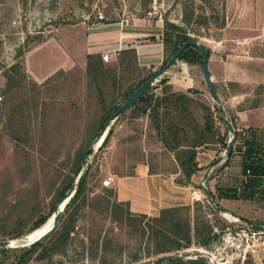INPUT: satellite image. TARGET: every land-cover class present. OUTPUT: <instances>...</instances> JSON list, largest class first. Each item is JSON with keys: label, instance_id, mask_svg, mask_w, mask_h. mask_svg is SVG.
<instances>
[{"label": "rangeland", "instance_id": "374dc122", "mask_svg": "<svg viewBox=\"0 0 264 264\" xmlns=\"http://www.w3.org/2000/svg\"><path fill=\"white\" fill-rule=\"evenodd\" d=\"M151 1L0 0V240L9 239L13 246L0 251V264H134L133 257L144 262L162 256H166L162 264H180L168 257L174 254L181 255L182 260L202 255L207 264H264V230L253 231L247 222L222 209L223 215L215 212L203 192L202 180L204 187L210 188L202 173L193 182L182 173L176 176L173 181L185 186H180L179 192L170 186L168 203L189 206L191 215L197 202L203 206L201 212L214 211L207 216L215 225L217 236L207 246L192 244L186 249L153 254L146 228L152 224V215L112 222L108 216L94 214L87 208L80 213L66 245H60L59 233H53L31 254L25 250L30 246H20L46 232L51 227L52 214L44 222L51 219L48 229H43L42 224L27 234L10 238L18 231L29 230L40 213L48 212L56 193L76 180L75 156L78 150L89 149L93 144L100 131L98 121L104 106L107 108L115 99L120 102L126 88L160 69L172 53V44H166L160 61L152 53L146 61L136 59L130 68H124L116 59L104 62L115 70V79L107 77L101 99L99 89L87 77L86 61L60 68L65 53L72 49L71 42L102 24L100 20L120 26L133 18L158 21L163 33L165 26L172 23L178 31L208 48L212 80L226 118L238 132L234 143L243 141L233 96L242 98L238 107L243 105V91L249 94L248 103L264 97V0H157L160 16L147 17ZM167 32L174 40L177 31L168 28ZM142 39L157 41L149 35ZM17 61L25 72V80L14 90L8 109L16 118L15 126L6 129L7 110L1 108L7 83L4 71ZM161 78L163 81H157L149 90L160 94L166 87L168 91L188 94L192 98V121L202 128L208 120L205 107L212 111V130L207 129L206 134L213 132L220 137L197 148L211 150L213 159L207 163L210 165L225 153L231 134L219 118L221 114L206 87L199 63L176 58ZM192 124L187 123L186 127L191 136H196ZM111 126L107 144L100 150L98 147L89 158L87 154L79 160L82 170L90 161L85 180L87 196L101 197L104 189H112L111 197L116 199L115 176L135 175L144 169L143 165L148 173L158 172L164 177L167 174L169 178L177 169L178 163L159 140L147 113L131 107ZM12 129L19 135L18 142L9 135ZM105 136L106 132L98 144ZM108 178L111 182L105 186L103 182ZM101 203L96 199L91 205ZM251 222L264 225L262 221ZM47 246H56L60 252L40 258L41 249Z\"/></svg>", "mask_w": 264, "mask_h": 264}, {"label": "trees", "instance_id": "16d2710c", "mask_svg": "<svg viewBox=\"0 0 264 264\" xmlns=\"http://www.w3.org/2000/svg\"><path fill=\"white\" fill-rule=\"evenodd\" d=\"M103 23L107 21L100 20ZM177 31L172 40V34L167 32V29ZM165 31L163 33V42L165 44H172V53L178 48V46L189 39L191 36L185 32L178 31L179 28L175 24H167L165 26ZM203 46V45H202ZM204 47V46H203ZM208 56L210 50L205 48ZM179 59H183L187 63L196 64L201 62V55L192 45H188L179 55ZM136 52L132 47L125 48L121 50L117 58L118 63L122 64L124 68H130L133 62L136 63ZM167 60H164L166 63ZM6 75V87L3 90L5 98L1 102V108L7 110L4 112L6 115V124L7 128L10 126H15L16 118L12 115V111H8L12 104V96L14 90L22 84L25 80V72L22 69L21 63L19 61L11 64L5 71ZM86 74L90 79V82L95 85L96 89H99V97L102 99V87L105 85V80L107 77L115 79V70L109 66H105L104 61L100 54H87L86 56ZM153 74V73H152ZM146 75L137 80V82L128 88H126L122 94L120 102L116 99L113 100L107 108L104 106L99 121L98 129L100 130L106 120L109 118L111 113L135 90L141 83H143L150 75ZM112 75V76H111ZM163 78L158 82L161 83ZM157 82V83H158ZM96 83V84H95ZM2 97H0V100ZM192 98L184 92H172L163 88L160 94H154L151 90H148L140 99L134 103L132 107L139 108L140 112L147 113L152 122L155 124V129L157 130L159 140L162 142L163 146L173 154L175 160L177 161L183 176L187 179L200 170L202 167L198 165L196 160L197 148L201 147L208 143H214L213 138L218 139L220 136L211 132L209 135L206 134V130L211 131L209 122H213L212 111L209 107L206 109V117L208 120L205 121L204 128H202L197 122L192 121L191 113L189 110L190 102ZM103 101V105H105ZM173 115V116H172ZM221 116H219L220 118ZM119 118V117H118ZM221 119V118H220ZM192 122L194 124H192ZM187 123L193 125V129L196 132V136H191L187 129ZM232 127L234 125L231 122ZM226 127V126H225ZM112 126L106 133L104 140L99 146L98 150L104 147L110 136L112 134ZM226 128V132H227ZM235 134L238 135V132L235 130ZM10 137L18 142V134L14 129L9 131ZM226 145V144H225ZM226 148V146H225ZM89 154V149L87 147L84 150H78L76 154V159H78L77 164L75 165L74 175L77 176L82 170V164L80 159L84 155ZM232 155V150L229 156L226 158L224 164L227 163L229 157ZM88 174V171H87ZM85 175L82 183L78 188H76L73 196L66 203L63 213L58 222L57 228L51 232L47 237L53 233H59L57 236V242L60 245H66L70 239L71 233L75 227V222L77 221L80 213H82L86 208L87 210L93 212L94 214H104L110 218L112 222L126 220L129 217L135 216L138 218L140 216L145 217V215H135L129 211V208H126L127 202H119L116 199H113L111 196L112 189H104L105 192L103 196H87L85 192ZM73 184V180L66 184L61 190H59L54 198L51 200V205L47 213H40L38 217L33 221L32 226L27 231H18L10 238H17L24 234L31 232L32 230L40 227L46 219L53 214L56 209V204L59 202L63 194L68 190V188ZM210 192V191H209ZM212 198L214 195L210 192ZM235 195V194H233ZM98 199L101 201V205H91L92 200ZM218 208L221 210L217 202H215ZM124 205L126 207H124ZM100 208H99V207ZM203 206L201 203H195L193 207V215L190 214L189 206H174L161 209L157 216L149 217L152 224H148L151 244L153 247V254H160L170 251H178L181 249H186L192 244H198L201 246H207L209 242L215 238L217 235L214 233V226L208 214L214 213L211 210L210 213L201 212ZM206 207H209L206 205ZM244 222H250V220L240 217ZM140 222V221H139ZM255 231V230H253ZM45 237L44 239H46ZM35 242L29 248L25 249L27 253H32L36 251L44 241ZM7 248H0V251L5 252ZM54 251L60 252L56 246H47L41 249L39 254L40 258H46L48 255L54 253ZM104 253V251H103ZM106 253V252H105ZM166 256L157 257L155 260H148L144 262H139L138 257H133L135 261L134 264H162ZM171 260L178 261L180 264H207L205 258L202 255H198L194 258H186L182 260V256L178 254L170 255Z\"/></svg>", "mask_w": 264, "mask_h": 264}, {"label": "crops", "instance_id": "0c3cea01", "mask_svg": "<svg viewBox=\"0 0 264 264\" xmlns=\"http://www.w3.org/2000/svg\"><path fill=\"white\" fill-rule=\"evenodd\" d=\"M148 35L154 36L157 41L142 39ZM162 38L163 28L158 21L133 18L125 23L123 21L121 26L117 22L102 23L85 31L82 38L72 40V49L65 53L66 59L60 68L85 62L87 54L101 55L107 50L113 52L112 60H117V55L125 49L124 46L134 48L139 61H146L152 53L160 61L166 45ZM248 95L243 91V105L239 107L242 98L233 96L232 104L238 128L243 130V141L233 144L232 155L226 164L220 161L210 170L212 163H207L213 159L211 150H197L196 160L202 168L190 179L192 182L197 181L198 175L202 173V179L208 182V190L214 195L215 202L226 213L246 218L250 222H264V97L248 103ZM218 158L221 157L216 159ZM143 168L135 175L115 176V197L119 202H127L131 213L157 216L161 209L174 207L171 206L172 203H168V191L170 186H174L178 192L181 191L180 186H185V183L173 181L182 172L177 165L169 178L167 174L164 177L162 173H148L146 165Z\"/></svg>", "mask_w": 264, "mask_h": 264}, {"label": "water", "instance_id": "95a60500", "mask_svg": "<svg viewBox=\"0 0 264 264\" xmlns=\"http://www.w3.org/2000/svg\"><path fill=\"white\" fill-rule=\"evenodd\" d=\"M188 45L194 46V48L201 55V62L199 64V69H200V72L202 74L203 80H204L206 87L208 88L209 92L211 93V95H212V97H213V99L217 105L218 111L221 114V119L223 120L228 132L231 134V137L228 140V143H227L226 148H225V153H224V157L227 158L229 156V154L232 150V146L235 142V137H236L235 130L232 127L230 121L226 118L224 109L222 107L221 99H220L218 92H217V87H216L215 83L213 82V80L211 79V74H210V71L208 69V58H209L208 54L205 51L204 47L197 40H195L194 38H189V39L185 40L184 42H182L178 46V48L168 57L166 63L160 69L155 71L143 83H141L135 90H133V92L111 113L109 118L106 120L104 126L100 129L98 135L95 137L93 144L89 147L88 158L99 147V145H100V144H98L99 139L102 137V135L105 132L107 133L112 122L115 119H117L120 115H122L125 111H127L129 108H131L134 105V103L140 99V97H142L157 81H159V79L162 77V75L172 66L173 62L176 60L178 55ZM221 159H222V157L214 160L212 162V165L210 166L209 170L215 164L220 162ZM89 164H90V161H87L86 167L78 174L76 180L68 188V190L63 194V196L61 197V199L57 203L56 209L52 214L53 218H52L51 227L46 232L42 233L41 235L37 236L36 238L28 241L27 243H25L23 245H20L21 247H28V246H31L32 244H34L35 242L41 241L42 239L47 237L51 232H53L57 228L58 222H59V219L61 217V214L63 213L64 207H65L66 203L69 201V199L73 196L76 188H78L80 186V184L82 183L85 175L87 174ZM206 176H207V174H206ZM206 176H205V178H206ZM203 192L205 194V197H206L208 203L211 205V207L214 209V211L223 215V212L216 205V203H215L214 199L212 198L207 187L203 186ZM63 202H64V204H62ZM232 215L236 218H240L239 216H237L235 214H232ZM247 223L254 230H264V225L255 224L252 222H247ZM10 247H13L11 245V240H9V239L0 240V248H10Z\"/></svg>", "mask_w": 264, "mask_h": 264}, {"label": "built area", "instance_id": "2783aa9c", "mask_svg": "<svg viewBox=\"0 0 264 264\" xmlns=\"http://www.w3.org/2000/svg\"><path fill=\"white\" fill-rule=\"evenodd\" d=\"M146 15H147V17H152V16H155V17L158 16L159 17L160 16V11L158 8L157 0L151 1V3L149 4L148 10L146 11ZM99 19H102V16H99ZM112 53L113 52L110 50L102 52V54H101L102 60L104 62L111 61L113 58ZM221 157H222L221 162H223V164H224V162L226 161V157H224V154ZM110 182H111V178H108L107 180H104L103 184L105 186H107L108 184H110ZM201 186H204V180L201 181Z\"/></svg>", "mask_w": 264, "mask_h": 264}, {"label": "bare ground", "instance_id": "6f19581e", "mask_svg": "<svg viewBox=\"0 0 264 264\" xmlns=\"http://www.w3.org/2000/svg\"><path fill=\"white\" fill-rule=\"evenodd\" d=\"M51 223V219H49L45 224L43 223V229H48Z\"/></svg>", "mask_w": 264, "mask_h": 264}]
</instances>
